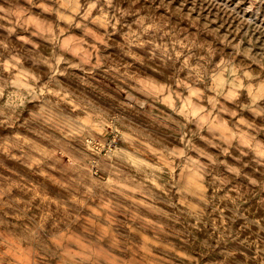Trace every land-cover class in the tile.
<instances>
[{
	"label": "clouds",
	"instance_id": "1",
	"mask_svg": "<svg viewBox=\"0 0 264 264\" xmlns=\"http://www.w3.org/2000/svg\"><path fill=\"white\" fill-rule=\"evenodd\" d=\"M150 3L0 0V264H264V26Z\"/></svg>",
	"mask_w": 264,
	"mask_h": 264
},
{
	"label": "rangeland",
	"instance_id": "2",
	"mask_svg": "<svg viewBox=\"0 0 264 264\" xmlns=\"http://www.w3.org/2000/svg\"><path fill=\"white\" fill-rule=\"evenodd\" d=\"M123 3V0H121ZM181 3L187 10L191 0H173V7ZM141 6L151 7L150 0H141ZM250 13H254L253 17ZM194 15L201 21H210L222 32L236 34L244 21L254 20L264 26V0H195ZM254 39L264 47V32L254 34ZM42 50L44 46L42 45Z\"/></svg>",
	"mask_w": 264,
	"mask_h": 264
}]
</instances>
